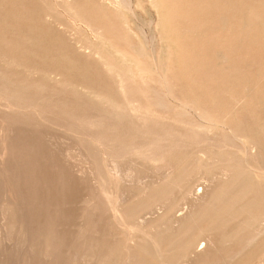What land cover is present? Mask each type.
Returning a JSON list of instances; mask_svg holds the SVG:
<instances>
[{
  "label": "rangeland",
  "instance_id": "obj_1",
  "mask_svg": "<svg viewBox=\"0 0 264 264\" xmlns=\"http://www.w3.org/2000/svg\"><path fill=\"white\" fill-rule=\"evenodd\" d=\"M263 219L264 0H0V264H264Z\"/></svg>",
  "mask_w": 264,
  "mask_h": 264
},
{
  "label": "bare ground",
  "instance_id": "obj_2",
  "mask_svg": "<svg viewBox=\"0 0 264 264\" xmlns=\"http://www.w3.org/2000/svg\"><path fill=\"white\" fill-rule=\"evenodd\" d=\"M247 5V4H246ZM128 8H130V6H128ZM225 19V18H224ZM223 24V23H222ZM90 30V29H89ZM222 57V56H221ZM259 80V79H258ZM258 80H256V81H254V82H252L250 85L251 86H246V87H244V89H245V91H247V92H250L251 90H252V88H253V86L257 83V81ZM217 127V126H216ZM262 216V215H261ZM264 220V219H263ZM258 221V220H257ZM255 230V229H254ZM255 236V235H254ZM250 241V240H249ZM249 241H247V242H249ZM246 242V241H245ZM251 242V241H250ZM187 246V245H186Z\"/></svg>",
  "mask_w": 264,
  "mask_h": 264
}]
</instances>
